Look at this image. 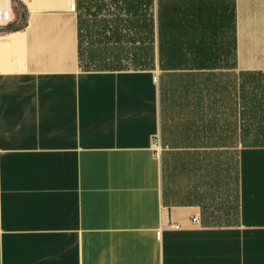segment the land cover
Here are the masks:
<instances>
[{"label":"crops","instance_id":"obj_1","mask_svg":"<svg viewBox=\"0 0 264 264\" xmlns=\"http://www.w3.org/2000/svg\"><path fill=\"white\" fill-rule=\"evenodd\" d=\"M0 7V264H264V0Z\"/></svg>","mask_w":264,"mask_h":264},{"label":"built area","instance_id":"obj_2","mask_svg":"<svg viewBox=\"0 0 264 264\" xmlns=\"http://www.w3.org/2000/svg\"><path fill=\"white\" fill-rule=\"evenodd\" d=\"M70 9L76 10V2H72ZM14 21V12L11 7H0V31Z\"/></svg>","mask_w":264,"mask_h":264},{"label":"rangeland","instance_id":"obj_3","mask_svg":"<svg viewBox=\"0 0 264 264\" xmlns=\"http://www.w3.org/2000/svg\"><path fill=\"white\" fill-rule=\"evenodd\" d=\"M83 50V62L86 66L88 67H94L98 64H95L94 62H92L89 58V50H88V45H84V47L82 48Z\"/></svg>","mask_w":264,"mask_h":264}]
</instances>
